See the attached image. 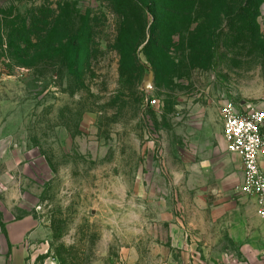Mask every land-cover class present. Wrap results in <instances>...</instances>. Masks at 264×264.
<instances>
[{
  "label": "rangeland",
  "instance_id": "374dc122",
  "mask_svg": "<svg viewBox=\"0 0 264 264\" xmlns=\"http://www.w3.org/2000/svg\"><path fill=\"white\" fill-rule=\"evenodd\" d=\"M203 2L202 14L220 4ZM61 12L91 60L75 74L19 66L9 34ZM120 22L108 0H0V200L39 222L36 264H130L142 229L243 194L223 111L264 106V2L255 25L227 19L215 41L211 20L176 37L175 65L156 50L153 64L145 44L123 64Z\"/></svg>",
  "mask_w": 264,
  "mask_h": 264
},
{
  "label": "trees",
  "instance_id": "16d2710c",
  "mask_svg": "<svg viewBox=\"0 0 264 264\" xmlns=\"http://www.w3.org/2000/svg\"><path fill=\"white\" fill-rule=\"evenodd\" d=\"M121 19L118 27L117 46L121 61L132 60L138 66V51L144 44L150 61L154 64L153 50L165 55L175 65L176 37L186 32L200 31L210 24L208 36L216 37L220 23L227 19L237 24H256L259 9L264 0H219L220 4L202 14L207 0H108ZM216 2V1H215ZM207 8V7H206ZM61 11L62 6L59 8ZM45 16V15H44ZM36 16H34L35 18ZM151 18V21L150 19ZM30 25L13 29L8 46L13 48V60L19 66L32 68L40 61L55 62L60 68H69L75 74V66L82 67L91 60V38L70 30V21L59 13L45 16ZM205 23V24H204ZM26 33V37L21 34ZM0 38L2 34L0 32ZM153 60V61H152ZM124 70V69H123Z\"/></svg>",
  "mask_w": 264,
  "mask_h": 264
},
{
  "label": "crops",
  "instance_id": "0c3cea01",
  "mask_svg": "<svg viewBox=\"0 0 264 264\" xmlns=\"http://www.w3.org/2000/svg\"><path fill=\"white\" fill-rule=\"evenodd\" d=\"M217 197L215 208L200 211L198 217L171 215L161 221L159 232L142 229L134 255L127 250L129 263L264 264V219L257 214L256 199L239 193ZM39 230L30 212L16 217L0 200V264H36ZM148 239L153 240L150 246Z\"/></svg>",
  "mask_w": 264,
  "mask_h": 264
},
{
  "label": "built area",
  "instance_id": "2783aa9c",
  "mask_svg": "<svg viewBox=\"0 0 264 264\" xmlns=\"http://www.w3.org/2000/svg\"><path fill=\"white\" fill-rule=\"evenodd\" d=\"M156 104V100L152 101ZM224 138L229 152L241 157L240 190L256 199L257 214L264 219V106L229 103L223 111Z\"/></svg>",
  "mask_w": 264,
  "mask_h": 264
},
{
  "label": "water",
  "instance_id": "95a60500",
  "mask_svg": "<svg viewBox=\"0 0 264 264\" xmlns=\"http://www.w3.org/2000/svg\"><path fill=\"white\" fill-rule=\"evenodd\" d=\"M151 80H152V79H150V81L146 84V88H148V86L150 85Z\"/></svg>",
  "mask_w": 264,
  "mask_h": 264
}]
</instances>
